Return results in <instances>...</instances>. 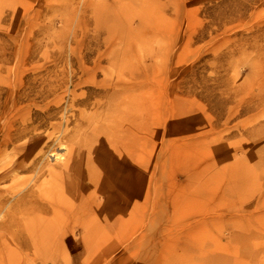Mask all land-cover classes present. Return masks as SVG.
<instances>
[{
	"label": "rangeland",
	"instance_id": "rangeland-1",
	"mask_svg": "<svg viewBox=\"0 0 264 264\" xmlns=\"http://www.w3.org/2000/svg\"><path fill=\"white\" fill-rule=\"evenodd\" d=\"M0 206V264H264V0H0Z\"/></svg>",
	"mask_w": 264,
	"mask_h": 264
},
{
	"label": "bare ground",
	"instance_id": "bare-ground-1",
	"mask_svg": "<svg viewBox=\"0 0 264 264\" xmlns=\"http://www.w3.org/2000/svg\"><path fill=\"white\" fill-rule=\"evenodd\" d=\"M61 149L63 150L64 147H62ZM50 156H56V154L51 153ZM56 159L63 160V158H61V154L59 156H56ZM98 163L100 164V162ZM98 163L96 164L99 166ZM92 165H94L93 162ZM83 168L84 167L82 165L78 164L75 167H73L72 170H70V172H67L63 176L59 177L56 180V182H54L56 184V190L52 194H48V193L42 194L41 192L38 194L37 193L34 194L31 192L30 189L25 191L22 194V196L16 201L15 204L7 208L6 214L4 216V221H2L1 227L6 228L9 225H14L16 227V232L24 231L25 229L29 230V226L31 222H34L35 218H39L38 213L41 214L44 213L46 215L52 216L51 217L52 220L56 222L59 225V227H62L61 225H65V221L70 217V214L71 215L72 213L76 214L80 210H85V208L82 205V196H81L84 190V188H82V184L83 182H85L84 181L85 178L83 175L84 173ZM90 174L89 176H92L91 170H90ZM89 179H92V177H89ZM86 180H88V177L86 178ZM120 198L118 200H123L124 205L121 206V209L119 208L118 209L122 212V215H124L125 210H128L127 205L125 206V202L129 203L130 206H132L130 209L131 212L129 214L130 217L132 218L135 215L134 212L136 211V206H137L135 201V196L133 195L129 197L126 196L124 198L123 196H121ZM30 214H32L33 217L26 222L25 219ZM122 220L124 222V218H122ZM23 236H24L23 234H18V233L12 234V238L19 240L21 243H24L26 241V240L24 241ZM101 238L102 237L100 238L98 237L97 240L99 241L106 240ZM88 240H90L88 237L84 238V241H88Z\"/></svg>",
	"mask_w": 264,
	"mask_h": 264
}]
</instances>
